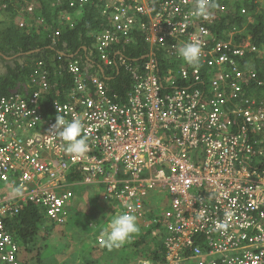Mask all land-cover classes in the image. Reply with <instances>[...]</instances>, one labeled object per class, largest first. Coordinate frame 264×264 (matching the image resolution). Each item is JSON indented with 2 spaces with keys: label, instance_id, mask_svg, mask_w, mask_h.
Instances as JSON below:
<instances>
[{
  "label": "built area",
  "instance_id": "built-area-1",
  "mask_svg": "<svg viewBox=\"0 0 264 264\" xmlns=\"http://www.w3.org/2000/svg\"><path fill=\"white\" fill-rule=\"evenodd\" d=\"M78 1L88 0H74L71 6L75 7ZM133 22L118 25L121 38L127 37ZM174 30L182 44L200 46V61L191 66L190 72V65L181 58L183 70L168 78L167 90L174 89L168 105L159 96L155 65H148L143 76L134 74L135 92L130 101L140 107L144 93L148 100L154 98L149 123L143 121L141 113H130L104 101L103 88L96 93V100L79 99L81 105L77 108L55 102V116L50 117H46L38 103L39 93L29 99L18 94L0 99V180L10 189L20 186L23 190L17 202L9 195L0 196V264H21L19 247L6 232L4 222L8 213L19 212L21 204L36 203L47 209L53 221L64 222L65 208L73 196L66 188L65 174L69 160L74 162L78 157L64 151L65 142L52 130L57 115L67 121L81 119L85 134L116 150L117 160L122 158L120 153L125 154L124 161L136 174L118 195L122 213L131 210L136 218L144 217L143 201L151 191H159L163 200L167 194L170 196L168 206L156 202L158 209L166 211L163 215L171 219L169 264H264V138H258L264 133V103L248 98L244 90L256 74L239 70L235 57L244 55L242 49H236L234 57L215 55L206 25L187 38L185 28L179 26ZM108 38L105 34L102 43ZM156 40L164 44L165 37L156 36ZM172 53L176 55L177 51ZM204 64L218 72H211L216 77L212 83L215 92H220L224 85L233 88L236 106L225 120L220 112L200 119L198 105L192 101L194 93L175 88L179 80L203 83ZM72 71L78 72L79 68L74 66ZM45 75L36 72L33 83L49 88ZM208 123L213 124L212 128L204 127ZM228 128L234 133L221 132ZM112 136L121 139L112 141ZM142 162L150 171L148 175L143 174ZM94 167L86 169L91 171ZM239 248L245 250L244 260L236 262V257L229 253Z\"/></svg>",
  "mask_w": 264,
  "mask_h": 264
},
{
  "label": "trees",
  "instance_id": "trees-1",
  "mask_svg": "<svg viewBox=\"0 0 264 264\" xmlns=\"http://www.w3.org/2000/svg\"><path fill=\"white\" fill-rule=\"evenodd\" d=\"M27 1L32 0H0V11L3 15V19L0 20V52L5 56L13 57L11 60H8L5 56L0 55V99L14 94L15 90H19L18 94L22 98L27 99L39 90L41 92L40 102L44 104V110L48 115L52 114V100L59 98L61 101L69 102L71 95L75 91V77L73 74L65 71L67 65L74 62L75 59L81 63V66H78L79 72L86 73L84 70L86 68L88 74L93 76V78H96V74L103 78L101 71L105 70L107 76L105 82L109 85V90L118 93L124 99L126 94L131 90V78L122 68H110L108 63L103 60V51L100 50L101 40L107 32L115 34L118 38L116 43L105 49V53L110 61L113 56L121 65H124L123 62L125 63L126 59L132 63L142 64L146 61L144 57L150 51V46L145 40L146 36L140 31L134 30L130 35L133 41L125 42L118 35L119 31L117 29L118 25L123 21L117 19L110 21V31H107L106 28H109V22L106 17H109L110 14L104 17L100 12V7L106 3V0L78 1L75 7H71V3L74 0H64V6L61 7H53L48 2L49 0H37L40 7L35 10V15L33 13L32 15L24 16L20 11L22 5ZM4 4H7V6L5 9H2L1 6ZM79 6H84V8H79ZM244 7H246V15L248 17L253 16V21L250 23H247L245 18L240 15V10ZM61 10L72 14H66L67 17L69 15L73 16L72 20L68 21L65 19L63 21L60 17ZM32 17L46 18L47 22L45 23L49 30L44 25H39L37 23L38 19H31ZM19 20L23 21V27L19 26ZM228 26L239 33L235 37V44L245 54H255L251 58V63L244 61L240 63L241 67L243 69L251 67L257 72L259 79L264 81V0H235L234 11L213 28L215 36L219 39L227 38L225 30ZM56 30L61 31V36L57 37L56 44L53 45L49 35L53 34ZM100 33L102 35L99 36V40L95 45V36ZM250 42H253L252 46ZM122 43H124L125 48L120 50ZM175 44L176 50L182 45L180 39L169 41V47ZM257 46L261 49H257ZM114 50H118V53H114ZM157 53L160 55L161 51L157 50ZM71 57H74V60L69 61ZM160 60L162 65L168 66V69L172 72L176 71V69L183 70V62L180 60V57L173 56L169 63L164 58H160ZM38 62H43V67L49 70L50 83L56 85L54 89L45 90L39 87V85L35 86L30 83L31 75L37 69ZM206 66L207 64L202 66V70L205 73L202 78L208 80L209 75L206 71ZM192 69L191 66L188 67V71L191 72ZM180 78L181 76L178 75V79ZM92 79L86 80L88 90L86 94L82 95L84 98L90 96L95 90L91 84ZM182 82L186 81L179 80L178 84ZM165 86H167V82ZM262 87L261 93L260 89L257 92L258 95L260 93L259 96L264 97V83ZM168 94H172V92L165 89L163 95ZM258 138H264L263 134L259 135ZM86 177L87 175L83 174L82 166L78 165L68 176L67 180L75 184L73 191H83L85 187L93 189V184L84 183ZM1 186H3L2 189ZM5 190L6 186L0 181V195H3ZM97 196V192L93 190L88 199H85V209L87 212L77 211L76 206L71 211V214L75 213V215H66L64 222L61 223L60 228L63 231L58 232L62 233L63 236L68 235L69 239L68 245L65 244L68 246V250L64 252L52 249L53 247L59 248L63 245H61V242L58 243L54 240L52 235L54 231L51 230V226L47 223L48 218L43 208L34 204H28L21 207L17 215L8 213L4 218L5 230L20 244L21 264H105L106 251L103 250H116L110 252L108 256L113 260V264H130L131 259L124 252L125 248H122L123 246L118 249H108L104 245L93 244L94 247L91 250L95 251L87 252L85 249L86 245L82 243V239L88 234L80 239H73L70 236L71 233L74 236L75 228H89L90 221L93 219L95 221L103 215L101 206L97 204ZM152 200L150 201L154 202L156 199ZM159 201L160 203H165L163 199ZM166 201H168V198ZM74 205L78 204L74 202ZM87 218L90 220L89 222ZM43 226H45V230H43ZM41 231L46 232L50 236L51 242H54L53 245L43 240L38 241ZM131 239L125 245L128 243L134 244V248L131 250L137 253L136 264H143L144 261L149 262V264H166L165 246L160 241L156 239L151 241L140 237L138 239ZM97 246L99 249L101 248L102 258L96 259L95 257L99 256H96L95 253L100 255L96 251ZM67 255L71 256V260L70 258H66ZM84 255L88 256L87 259L82 263L78 262V259ZM58 256L62 258L59 260Z\"/></svg>",
  "mask_w": 264,
  "mask_h": 264
},
{
  "label": "clouds",
  "instance_id": "clouds-1",
  "mask_svg": "<svg viewBox=\"0 0 264 264\" xmlns=\"http://www.w3.org/2000/svg\"><path fill=\"white\" fill-rule=\"evenodd\" d=\"M64 0H49L53 7H61L64 6ZM117 6V9L119 10L118 2L120 0H113ZM124 1V0H121ZM99 4V3H95ZM101 5V4H100ZM99 5V6H100ZM234 5L235 0H128L127 6L125 10L129 14V21L133 20V24L131 25L130 29L128 30L127 37H123V40L125 42L133 41L131 38V33L136 30L143 33L146 37L145 40L148 42L150 46L149 54L144 57V60H146L142 64L138 63H132L126 59L124 65H121L117 59L111 57L112 64H108L110 68H117V69H123L127 74H129L131 81H132V87L131 90L126 94L125 98L121 97L118 93H115L114 91H110V87L105 82V78H107L105 74V70L101 71L102 77L98 74H96V78L98 80L97 83H93L92 85L96 87L93 93L90 94V98L96 100V93L103 88V95H104V101L107 103H112L114 105H117L119 107H122L127 112L130 113H141L143 121L145 123H149V112L150 107L152 105V102L154 100L150 99L148 100V94L144 93L141 98V106L138 107L134 102L130 101L131 95H133L134 86L136 83V79L134 74L137 72L139 75H144L147 70V66L150 64L155 65L154 74L157 78V82L159 85V96L160 99L163 101V103L166 102H172V95L174 93V89L171 88L172 94L163 95V91L168 89L169 86H165L166 82L168 85V78L172 76L176 71L172 72L170 69H168V66L162 65L160 58H164L168 63L170 59L172 60V57H180V60H182L187 63L190 66H197L200 61L201 56V48L197 43H185L178 47L176 50V44L172 48V46L169 47V41L180 39L176 36L177 32H175L174 28H178L179 26L181 28H185V31L187 33L186 38L190 33L196 32L198 28H200L202 25H206L207 28L210 31V34L208 36V41L216 48L215 55L218 56V54H228L229 56L234 57V51L236 49L241 50L238 45L235 44V37L237 32L234 31V29L227 27L225 30V34L227 38H221L215 36V32L213 30L214 27L218 25L219 22H221L224 18H227L232 11H234ZM7 4L2 5V9H5ZM37 0L27 1L25 4L22 5L21 11L22 14L29 15L33 14L35 15V10L39 8ZM72 7V6H71ZM143 7L145 10L140 11V8ZM29 8H32L33 10L30 11ZM79 8H84V6H79ZM100 12L102 13V16L105 17V14H110L109 17H106L107 21L109 22V28H106L107 31H110V21H112L116 15L112 12V6L109 4V1L106 0V3L100 7ZM246 7L242 8L240 10V15L245 18V21L247 23H250L253 21V16L251 15L248 17L246 15ZM66 14H70L67 11L64 12L61 10L60 17L64 21L67 19ZM72 15V14H70ZM68 16L71 19L73 16ZM3 19V15L0 11V20ZM31 19H38L37 23L39 25H44V27L49 30L46 23V18H31ZM68 20V19H67ZM70 21V20H68ZM128 21V22H129ZM36 22V21H35ZM19 26L23 27L24 23L23 21H18ZM121 24L125 25V23L121 22ZM158 29L161 31L158 33ZM56 32H60L59 36H56ZM103 33V32H102ZM95 36V45L98 42V38L100 35ZM61 31L56 30L53 34H50V41H52L53 45L56 44V42H53V38L60 37ZM156 36H164L165 42L164 44L160 43L159 41H155ZM249 38H252L251 36H248ZM247 37V38H248ZM250 45H253V42H250ZM124 43L120 45V50L124 49ZM257 49H261L257 46ZM157 50L161 51V54L158 55ZM165 50V51H164ZM172 51H177V56L173 55ZM114 53H118V50H114ZM63 54V53H62ZM255 54H245L241 57H235L237 61V65L239 70L246 72L247 74L255 73V78H250L248 81L247 86L244 85V90L246 93V96L250 99H255L258 102L264 103V97L259 96L262 90V86L264 81L260 80L258 77V74L256 71H254L251 67L247 69H243L241 67L242 62L248 61L252 62V57ZM10 57V56H8ZM100 57V56H99ZM13 57H11L12 59ZM74 60V57L69 58V61ZM241 60V61H240ZM169 65V64H168ZM205 65V64H204ZM43 62H38L37 69L35 72L31 75V84L35 85L33 83V77L36 72L45 73L49 88H44L41 84H39V87L49 90L54 89L56 85H53L50 83V72L49 70L45 69ZM74 66H81V63L79 60H76L74 62H71L69 65H67L65 71H67L69 74H72V68ZM203 69V68H202ZM206 71L209 75V79H204L203 83H199V81H192L189 82H182L175 86V88L178 89H185L189 92L194 93L193 95V103L198 105L197 112L200 115V119L203 118V116L211 113V112H220L219 114L222 116V119L225 120L228 116L231 115V110L235 108L236 101L235 98L232 97V91L233 88L227 85H224L220 92H215L213 90V80L216 79V77L211 73H218L213 67L209 66L207 64ZM171 72V74L169 73ZM186 84V86H184ZM38 86V85H35ZM200 89L203 91L197 90ZM260 89V93L258 95L257 90ZM18 91H14V94H18ZM35 93H39L38 103L42 105L44 110V104L40 102L41 92L37 90L32 94L34 96ZM19 95V94H18ZM157 94H154V96ZM31 96V97H32ZM30 97V98H31ZM96 98V99H95ZM170 98V99H168ZM29 99V98H27ZM55 102H58L60 104H71L67 101H61L59 98H54L51 103V109L52 114L48 115L46 111L44 110V113L46 117L55 116V112L53 110V106ZM168 105V104H167ZM218 126V122L216 123ZM213 124L208 123L204 127L212 128ZM52 130H56L58 136L62 138V140L65 142V148L64 151L69 155H75L78 157L76 161L69 160V168L66 171L65 174V184L66 188L73 193V196L69 202V205L65 208L66 215L71 214V211L77 206V211L86 213L87 210L85 209V205L82 207H78V205H74L72 202L76 191H73L75 189V184L68 182V176L76 169L78 165L82 166L83 174L87 175L86 179L84 180L85 184H93L94 187H98L99 190L97 191V204L101 206V203L108 204L111 209L113 210V213L115 216L111 218L110 221L105 223V227L103 231H101L99 237H98V244L100 246H105L108 249L113 248H120L122 247L126 242H128L132 236L133 238L138 239L140 238H146L147 240H154L160 241L161 244L165 246L166 251V264H169L167 260V242L168 239L173 235L172 231L170 230V224L171 219L167 218V216H164L163 213L166 211H161L157 207V201L162 199V196L154 194L156 197V201L152 202L148 199H144V217L136 218L134 214H132L131 210L128 212L122 213V204L120 200L118 199V195L121 194L128 186L127 181L131 182L134 178V175L136 174V171L133 169H129L128 165L126 164V161H124V155L123 153H120L122 155V158L117 160L114 156L117 151L116 150H110L106 146L103 145L102 141L100 140H94L92 141L91 138H89L84 130V124L82 123L81 119L74 118L71 121L65 120L63 116L57 115L56 116V122L53 125ZM225 133L227 132H233L232 129H226L224 130ZM101 133L104 135V130L101 129ZM164 135V132L161 131ZM234 133V132H233ZM264 134V133H263ZM117 137V138H116ZM121 139L120 136H112V141H116L117 139ZM133 163V162H132ZM131 164V163H130ZM141 169L143 171L144 175H148V172L150 171L146 168L145 162L140 163ZM94 167L93 170L88 171L86 168L88 167ZM1 181V180H0ZM2 184L6 186V190L4 191L3 195H7V193H10L9 196H11V200L14 202H17L18 198H21L23 196V190L22 187L17 186L14 188L9 187L8 184H5L1 181ZM104 185V187H103ZM104 190V193H101V190ZM81 196H83L86 200L88 199L89 195L83 194L82 190H77ZM152 193V191L150 192ZM8 196V195H7ZM166 197L168 198L169 195L167 194ZM147 198V197H146ZM28 204H34L37 205L45 210L46 216L48 218V221H52L53 226H56L57 229H60L61 223L55 222L51 219L50 216H48L47 209L43 206H40L36 203L29 202L26 204H21V207ZM102 208V206H101ZM131 209V206H129ZM21 210V208H20ZM19 210V212H20ZM173 211V209H172ZM18 212V213H19ZM103 215H101L99 218L104 217L107 212H104L102 209ZM16 213L15 215H17ZM65 215V218H66ZM151 216V218H149ZM98 224V222H95L94 220L90 221L89 226H93ZM142 224L139 231L138 225ZM52 227V226H51ZM53 228V227H52ZM55 229V228H53ZM140 232V234H138ZM15 240V239H14ZM19 247L18 256L19 260L22 263L20 259L21 254V247L20 244L15 240ZM245 253V250L242 248H239L237 250H234L230 252L229 254L233 257H236V262H239L240 260H244L243 255ZM230 258V257H227ZM143 264H149V262L144 261Z\"/></svg>",
  "mask_w": 264,
  "mask_h": 264
},
{
  "label": "rangeland",
  "instance_id": "rangeland-1",
  "mask_svg": "<svg viewBox=\"0 0 264 264\" xmlns=\"http://www.w3.org/2000/svg\"><path fill=\"white\" fill-rule=\"evenodd\" d=\"M165 170H166L167 173H169V169H165ZM2 188H3V186H1V189ZM93 190L95 192H97L99 190V188L98 187H93V189H90V188L85 187V188H83V194L90 195L93 192ZM100 192L101 193H104L105 191L102 189ZM156 193H157V191H154V194H156ZM7 195H10V193H7ZM72 202L73 203L76 202L78 204V207H82L86 203L85 202V198L83 196H81L78 191H76V195H75V197H74V199H73ZM159 204H160V202H159ZM101 206H102V209L104 210V212H107V211L108 212H107V214L104 217H101V218H98V219L95 220V222H98V224L93 225V226H89V228L88 227L75 228L74 229V231H75L74 236H73L72 233L70 235L73 239H80V238H83L86 234H88L86 237H84L82 239V243H84L86 245L85 246V249L87 250V252L88 251H91V252L92 251H95V250H91V248L94 247L93 244L99 245L98 244V237H99L101 231H103V229L105 227V223H107L108 221H110L111 218L113 216H115L114 213H113V210H110L111 207L108 204L101 203ZM71 215H75V213L70 214V216ZM149 218H151V216H149ZM87 221L89 222L90 220L87 218ZM47 223L50 226L53 225V222H51V221H48ZM142 226H143L142 224L138 225L139 231H140V229H141ZM43 230H45V226H43ZM51 230L54 231V232H52V235H53L54 240L57 241L58 243L61 242V245H63V246H60L59 248L53 247L52 249L54 251L55 250L57 251V249H58V251H62V252L68 250V246H66V245H68V240H69L68 239V235L63 236L62 233L58 232V231H63L61 228L60 229H53L52 228ZM67 231H68V229H67ZM138 234H140V232ZM133 237L134 236H132V239H133ZM42 240L44 242H46V243H50L51 245H53V243H54V242L53 243L51 242L50 236L46 232H43V231L40 232V236H39L38 241L40 242ZM122 248H125L124 252L128 256V258L131 259V261H130L131 263L130 264H136L135 261H136V258H137V253L134 250H131L132 248H134V244H130V243H128L126 245L124 244ZM100 249L97 246V250L96 251H98L100 253V255L97 254V253H95L96 256H99V257H95L96 259L97 258H102V251H100ZM103 251H106V254H105V256H106L105 264H113V260L110 257H108V256H109V253L110 252H113V251H116V250H113V251L103 250ZM86 254H88V253H86ZM87 257L88 256H86V255L80 257L79 258L80 260L78 259V262H81L82 263L83 261H85L87 259ZM61 258L62 257L58 256V259L59 260ZM66 258L67 259L70 258V260H71V256H69V255H67Z\"/></svg>",
  "mask_w": 264,
  "mask_h": 264
},
{
  "label": "bare ground",
  "instance_id": "bare-ground-1",
  "mask_svg": "<svg viewBox=\"0 0 264 264\" xmlns=\"http://www.w3.org/2000/svg\"><path fill=\"white\" fill-rule=\"evenodd\" d=\"M109 1V4L112 6V12L116 15V17L114 18L117 19V20H122L123 22H125V24L128 23L129 21V14L128 12L125 10L126 6H127V2L128 0H124V1H119L118 2V5H119V10L117 9V6L115 4V2L113 0H108ZM105 15H108L105 14ZM106 34L109 35V38H108V43H102L103 40H104V35H103V38L101 40V47H100V50L103 51V54H102V58L103 60L108 63V64H111V62L109 63V60L106 53H105V49L109 48L113 43H116L118 41V38L116 37L115 34L113 33H110V32H107ZM123 40V38H121ZM124 64V62H123ZM86 73H80L79 71L78 72H73V76L75 77V82H76V88H75V91L73 93V95H71L70 97V101L69 103L73 104L76 108L79 107L81 105V103L79 102V99L81 100H84L85 98L82 97V95L86 94L87 93V90H88V86L86 84V80H91L93 78V76H90L88 74V72L86 71V68L84 69ZM98 80L97 78H93L92 81H91V84L93 83H97ZM83 86V87H82ZM94 87V86H93ZM96 89V87H94ZM89 97V96H88ZM86 97V98H88ZM221 132H224V129H221ZM158 192V191H157ZM156 198L152 193H149L147 195V199L148 200H152ZM169 198V197H168ZM168 206V204H167Z\"/></svg>",
  "mask_w": 264,
  "mask_h": 264
},
{
  "label": "crops",
  "instance_id": "crops-1",
  "mask_svg": "<svg viewBox=\"0 0 264 264\" xmlns=\"http://www.w3.org/2000/svg\"><path fill=\"white\" fill-rule=\"evenodd\" d=\"M156 194L158 195V194H160V192L158 191ZM154 199H156V198H154ZM152 201H153V200H152ZM155 201H156V200H155ZM155 201H154V202H155ZM164 202H165V203H160V204H161V205H165V206H167V204H169V199H168V201H166V199H165ZM51 226H52L53 228L57 229L56 226H53V225H51Z\"/></svg>",
  "mask_w": 264,
  "mask_h": 264
},
{
  "label": "water",
  "instance_id": "water-1",
  "mask_svg": "<svg viewBox=\"0 0 264 264\" xmlns=\"http://www.w3.org/2000/svg\"><path fill=\"white\" fill-rule=\"evenodd\" d=\"M39 51V50H38ZM0 55L5 56L3 53L0 52ZM5 58H7L8 60H11V57L5 56ZM16 91V90H15Z\"/></svg>",
  "mask_w": 264,
  "mask_h": 264
}]
</instances>
